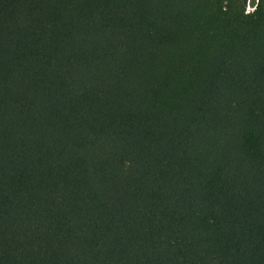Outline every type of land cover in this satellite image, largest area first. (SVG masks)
<instances>
[{
	"label": "trees",
	"instance_id": "1",
	"mask_svg": "<svg viewBox=\"0 0 264 264\" xmlns=\"http://www.w3.org/2000/svg\"><path fill=\"white\" fill-rule=\"evenodd\" d=\"M0 0V264H264V0Z\"/></svg>",
	"mask_w": 264,
	"mask_h": 264
},
{
	"label": "rangeland",
	"instance_id": "2",
	"mask_svg": "<svg viewBox=\"0 0 264 264\" xmlns=\"http://www.w3.org/2000/svg\"><path fill=\"white\" fill-rule=\"evenodd\" d=\"M254 0H249V5H248V11H253L254 10Z\"/></svg>",
	"mask_w": 264,
	"mask_h": 264
},
{
	"label": "water",
	"instance_id": "3",
	"mask_svg": "<svg viewBox=\"0 0 264 264\" xmlns=\"http://www.w3.org/2000/svg\"><path fill=\"white\" fill-rule=\"evenodd\" d=\"M255 2H258V0H255ZM253 6L255 7V6H256V4H253Z\"/></svg>",
	"mask_w": 264,
	"mask_h": 264
}]
</instances>
